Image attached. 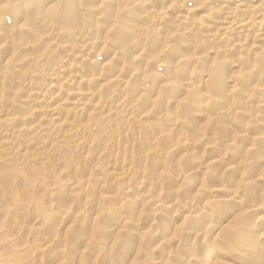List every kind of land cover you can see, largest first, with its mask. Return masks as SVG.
I'll use <instances>...</instances> for the list:
<instances>
[{"label":"bare ground","instance_id":"6f19581e","mask_svg":"<svg viewBox=\"0 0 264 264\" xmlns=\"http://www.w3.org/2000/svg\"><path fill=\"white\" fill-rule=\"evenodd\" d=\"M0 209V264H264V0H0Z\"/></svg>","mask_w":264,"mask_h":264},{"label":"rangeland","instance_id":"374dc122","mask_svg":"<svg viewBox=\"0 0 264 264\" xmlns=\"http://www.w3.org/2000/svg\"><path fill=\"white\" fill-rule=\"evenodd\" d=\"M0 211L2 212L1 209H0ZM1 212H0V213H1ZM2 214H3V213H2ZM0 219H1V215H0ZM1 221H2V220H0V224L3 225L4 221H2V222H1ZM2 225H0V228H2ZM4 225H6V222L4 223ZM36 230H37V229H36ZM37 231H38V230H37ZM37 231H34V230H33V231H32V235H33L35 232H37ZM35 234H36V233H35ZM32 237H33V236H32Z\"/></svg>","mask_w":264,"mask_h":264}]
</instances>
